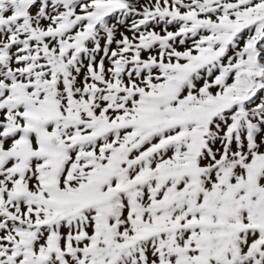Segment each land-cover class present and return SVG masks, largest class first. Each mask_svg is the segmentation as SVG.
<instances>
[{
    "label": "snow or ice",
    "instance_id": "obj_1",
    "mask_svg": "<svg viewBox=\"0 0 264 264\" xmlns=\"http://www.w3.org/2000/svg\"><path fill=\"white\" fill-rule=\"evenodd\" d=\"M0 264H264V0H0Z\"/></svg>",
    "mask_w": 264,
    "mask_h": 264
}]
</instances>
